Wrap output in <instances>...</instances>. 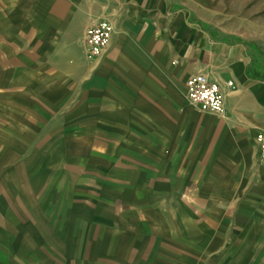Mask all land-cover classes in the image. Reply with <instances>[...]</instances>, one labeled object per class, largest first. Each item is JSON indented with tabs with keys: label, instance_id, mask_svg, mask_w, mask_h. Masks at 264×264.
<instances>
[{
	"label": "crops",
	"instance_id": "obj_1",
	"mask_svg": "<svg viewBox=\"0 0 264 264\" xmlns=\"http://www.w3.org/2000/svg\"><path fill=\"white\" fill-rule=\"evenodd\" d=\"M228 2L222 15V0H0V91L30 134L21 146L58 133L100 185L99 204L80 191L72 219L93 215L121 238L175 219L197 228L202 252L245 233L264 242V0ZM103 19L114 34L92 61L84 37ZM196 73L220 85L223 114L189 102Z\"/></svg>",
	"mask_w": 264,
	"mask_h": 264
},
{
	"label": "rangeland",
	"instance_id": "obj_2",
	"mask_svg": "<svg viewBox=\"0 0 264 264\" xmlns=\"http://www.w3.org/2000/svg\"><path fill=\"white\" fill-rule=\"evenodd\" d=\"M229 5L222 0V15ZM20 117L6 112L0 91V264H264V242L246 233L219 251L202 252L197 228L182 232L175 219L166 230L143 226L128 238L93 215L72 219L81 190H88V205L99 204L98 181L82 162L68 161L58 133L39 148L21 146L30 134L17 129Z\"/></svg>",
	"mask_w": 264,
	"mask_h": 264
},
{
	"label": "built area",
	"instance_id": "obj_3",
	"mask_svg": "<svg viewBox=\"0 0 264 264\" xmlns=\"http://www.w3.org/2000/svg\"><path fill=\"white\" fill-rule=\"evenodd\" d=\"M114 34V26L108 19H103L90 26L85 34L84 43L88 59L96 61L103 56ZM189 102L201 112L223 114L225 100L220 85L205 73L190 76L186 83ZM259 159L264 164V132L256 138Z\"/></svg>",
	"mask_w": 264,
	"mask_h": 264
},
{
	"label": "trees",
	"instance_id": "obj_4",
	"mask_svg": "<svg viewBox=\"0 0 264 264\" xmlns=\"http://www.w3.org/2000/svg\"><path fill=\"white\" fill-rule=\"evenodd\" d=\"M251 48H252V52H254L253 53L254 67L248 69V75L260 77L261 74L259 72V66H257V63H258V65H260V64H259V58H257V54L258 55L261 54V52H262L261 51V46L256 45V44H251Z\"/></svg>",
	"mask_w": 264,
	"mask_h": 264
}]
</instances>
